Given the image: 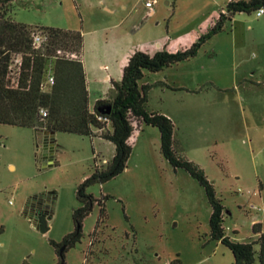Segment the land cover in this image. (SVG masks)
I'll use <instances>...</instances> for the list:
<instances>
[{
	"label": "rangeland",
	"instance_id": "374dc122",
	"mask_svg": "<svg viewBox=\"0 0 264 264\" xmlns=\"http://www.w3.org/2000/svg\"><path fill=\"white\" fill-rule=\"evenodd\" d=\"M134 1L139 3L136 14L124 8L129 0H16L8 17L31 27L82 33L84 62L101 66L90 78L92 106L108 93L104 77L116 72L119 56L118 63L111 58L116 50L123 53L135 45L149 49L156 41L151 30L167 31L175 39L180 30L200 36L211 26L209 12L198 2L193 11L174 14L175 0ZM146 1L153 3L155 15L150 16ZM198 55L200 72L211 76L221 91L207 85L203 89L198 134L212 144L191 156L225 207V234L251 242L256 239L252 222L264 226V15L237 13ZM156 76L146 71L140 84L152 85ZM169 90L152 87L147 108L179 109L188 101L189 96ZM143 128L127 168L87 189L102 201L105 219L100 222L101 207L95 204L82 221L80 241L64 253V264H233L229 248L210 237L211 208L203 188L161 155L158 129ZM34 137L32 129L0 124V264H57L51 242L61 243L75 232L77 186L92 174L95 151L99 166L107 161L102 157H112L108 142L58 132L52 163L38 164ZM36 196L50 217L44 234L37 230L36 218L26 213Z\"/></svg>",
	"mask_w": 264,
	"mask_h": 264
},
{
	"label": "trees",
	"instance_id": "16d2710c",
	"mask_svg": "<svg viewBox=\"0 0 264 264\" xmlns=\"http://www.w3.org/2000/svg\"><path fill=\"white\" fill-rule=\"evenodd\" d=\"M15 1L0 0V124L29 128L41 136L44 132H63L98 137L114 146L113 155L105 164L97 165V156L94 158L92 174L77 186L79 207L73 213L75 232L66 235L61 243L51 242L58 256L57 264L64 260L66 250L80 241L82 221L95 204L101 207L100 222L105 219L102 201L87 193V189L113 179L127 168L135 137L144 125L158 129L160 153L171 167L184 170L203 188L211 208L210 237L229 248L234 257L233 264H264L262 224L252 225L257 236L251 242L234 241L225 234V207L213 184L204 170L183 154L172 120L147 108L152 87L181 89L166 82L140 84L146 71L157 73L195 58L208 40L225 30L227 21L237 13L256 12L264 7V0H230L210 28L188 47L176 51L162 49L153 54L134 52L122 70L120 81H113L106 96L96 100L92 109L83 63L82 33L17 23L8 17ZM35 34L41 35V43L34 42ZM50 74L54 76L53 84H47ZM62 247L65 248L60 254Z\"/></svg>",
	"mask_w": 264,
	"mask_h": 264
},
{
	"label": "crops",
	"instance_id": "0c3cea01",
	"mask_svg": "<svg viewBox=\"0 0 264 264\" xmlns=\"http://www.w3.org/2000/svg\"><path fill=\"white\" fill-rule=\"evenodd\" d=\"M177 1L178 0H175L173 2L172 13L175 14L179 9L183 13H189L193 11L194 9L193 8V6L195 5L194 3L198 2L200 3L199 5L200 9H202L203 12H206V13L209 12V17L211 21L213 22L214 19L218 16V14L221 12V10L225 7V5L230 0H179L178 2ZM128 5H125L124 8L127 9V7L128 8L130 7V11L132 12L131 14H136L138 12L139 3L137 1L129 0ZM153 6H154L153 3L150 7L146 6L147 8H152V11H149L150 16L156 14V11L153 10ZM107 10L110 11L109 9ZM131 31L133 32L134 28H132ZM149 35L156 37V41L152 43V45H150L149 49L145 47L139 48L138 45L129 46V47H126V50H123L124 51L123 53H120L119 51L116 50L117 52L115 51V53L111 56L112 60H114L115 63H118L117 57L119 56V63H118V67L116 68V72L111 70V73H107L104 77L105 81L110 84V86H108L107 91L110 89L113 81L115 82L120 81L121 76H122V70L124 66L127 64L128 59L134 52L144 51L148 54H153L156 51H159L162 49L176 51V50H179L178 47H182V48L188 47L190 43L192 44L194 41L197 40L196 38L199 37V34H197V32L195 34V32L193 31L187 32L186 30H180L178 38H175V39H174V36H172L167 31L164 34H158V33L156 34L154 31L151 30ZM190 37H193L191 38L192 39L191 42H188L189 44H184L186 43L184 42V40L190 39ZM183 45L185 46L183 47ZM198 58H199V55H197L195 58H192L187 61H183L177 65H174L172 67L166 68L160 72L155 73L157 74V76H156V79H154L153 81V83L166 82L169 85H171L173 88L181 89V90L173 91V90H169L163 87L164 89L169 90L171 92H180L181 94L189 96L188 101L185 104H183L181 107H179V109H176V108L169 109V108L160 107L153 111L161 112L172 120L175 126V135H176V138L181 142L183 153L189 160L195 162L196 164H199V162L197 161L196 158L191 156V153L200 152L203 148H205L207 144L208 145L212 144V143L206 142V140L202 138L201 136H199L198 134V129H200L201 122L204 119V115L202 116L201 109L198 103L200 102L202 98L201 96L204 95L203 89H205L206 87H207L206 89L212 88L214 90L213 92L221 91L220 86L217 85V83L211 78V76L210 77L206 76L200 72V67L198 68L197 64L200 63L201 59H198ZM83 63H84V69H85V74L87 78L89 107L92 109L94 107L96 100H98L99 98H104L107 92L104 94V96H99L95 98L92 102L93 103L92 106H90V94H91L90 78L96 75V70L100 69L101 66L94 68V66L88 65L86 61L84 62V60H83ZM114 74L116 76H114ZM144 132L145 131L143 127L141 128L140 131L137 132V135L135 137L136 142L142 137V134H144ZM34 136H35L34 140L37 143V140L41 139V135H38L34 131ZM96 138L99 140H102L98 137ZM102 141H105V140H102ZM105 142H108V141H105ZM108 144H111V143L108 142ZM111 148H112L111 150H112V155H113L114 147L112 146ZM37 149L38 150L36 153V159H37V154H38L37 162L39 164L43 162V160L41 156V148L38 147ZM95 156L98 157L96 151L94 153V157ZM102 159L108 160L105 157H102ZM52 161H53V158H48L47 164H51ZM40 205H41L40 197L36 196V197L31 198L26 207V213L29 212L31 215H33L34 207L40 206ZM47 216H48V219H47V225H48V220L50 219V217L49 215ZM254 223H260L263 226V223L259 220H254L252 222V225ZM261 229L262 231H264V226Z\"/></svg>",
	"mask_w": 264,
	"mask_h": 264
},
{
	"label": "water",
	"instance_id": "95a60500",
	"mask_svg": "<svg viewBox=\"0 0 264 264\" xmlns=\"http://www.w3.org/2000/svg\"><path fill=\"white\" fill-rule=\"evenodd\" d=\"M37 147L41 148L43 163L47 164V159L53 158L54 153L58 148L54 140V133L44 132L41 136V139L37 140ZM33 216L37 221V230H39L43 234L46 233L49 230V227L47 225L48 216L47 213L42 209L41 205L34 207ZM64 248L65 247H62L60 249V254L62 253ZM61 264H64V260H61Z\"/></svg>",
	"mask_w": 264,
	"mask_h": 264
},
{
	"label": "built area",
	"instance_id": "2783aa9c",
	"mask_svg": "<svg viewBox=\"0 0 264 264\" xmlns=\"http://www.w3.org/2000/svg\"><path fill=\"white\" fill-rule=\"evenodd\" d=\"M145 5L147 6V7H150L151 5H152V2L151 1H146L145 2ZM262 15H264V7H261L260 9H258L257 11H256V16L257 17H261ZM43 41V38L40 36V35H37V34H35L34 35V42L36 43V44H39V43H41ZM54 83V76L53 75H49L48 76V78H47V84H53ZM42 114L43 115H46V112L45 111H42ZM252 208H254L253 206H252Z\"/></svg>",
	"mask_w": 264,
	"mask_h": 264
}]
</instances>
